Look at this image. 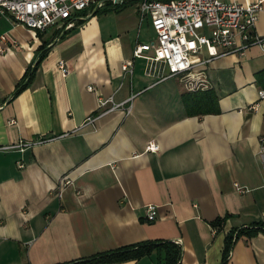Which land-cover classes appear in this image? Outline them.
Instances as JSON below:
<instances>
[{"label": "crops", "instance_id": "1", "mask_svg": "<svg viewBox=\"0 0 264 264\" xmlns=\"http://www.w3.org/2000/svg\"><path fill=\"white\" fill-rule=\"evenodd\" d=\"M96 10L65 30L0 15V33L18 41L0 53V145L51 137L0 149V264H59L143 239L177 242L180 264H219L229 231L264 228V87L254 75L264 52L254 44L205 64L220 111L190 115L183 81H155L132 57L155 38L149 17L139 19L132 0ZM255 31L264 35V11ZM99 97L118 106L102 111ZM151 139L157 151L145 150ZM157 262L151 253L105 264ZM226 264H264V231L234 238Z\"/></svg>", "mask_w": 264, "mask_h": 264}, {"label": "built area", "instance_id": "2", "mask_svg": "<svg viewBox=\"0 0 264 264\" xmlns=\"http://www.w3.org/2000/svg\"><path fill=\"white\" fill-rule=\"evenodd\" d=\"M128 0H0V15L11 17L14 23L43 30L57 25L64 30L75 25L79 11L101 8L105 3L121 4ZM139 19L146 16L155 32V38L146 43H136L132 57L145 59L146 74L155 81L178 77L189 90L207 87L202 68L216 57L229 53L242 54L251 45H258L264 52V35L255 31L259 13L264 11V0H132ZM18 41L7 32L0 33V53L15 47ZM133 59L121 63L123 76L131 75ZM63 74L68 69L63 59L58 61ZM89 89L93 87L88 85ZM258 97L264 98V88L258 89ZM110 105L108 106V104ZM107 105V107H106ZM118 104L112 97H99L97 107L110 110ZM106 107V108H105ZM88 121L92 117L87 118ZM10 123L15 122L9 119ZM53 137V136H52ZM50 136H39L19 140L0 149L23 150L37 143L49 140ZM159 145L148 140L145 150L157 151ZM264 152V144L262 150ZM19 166L23 163L19 162ZM69 183L66 178L61 185ZM239 190L243 191L241 187ZM60 192V188L58 189ZM157 205H145V218L154 219Z\"/></svg>", "mask_w": 264, "mask_h": 264}, {"label": "trees", "instance_id": "3", "mask_svg": "<svg viewBox=\"0 0 264 264\" xmlns=\"http://www.w3.org/2000/svg\"><path fill=\"white\" fill-rule=\"evenodd\" d=\"M94 12H97V10ZM36 62H38V60H36ZM254 75L255 81L260 86L264 87V67L257 70ZM31 77L32 71L29 72L27 80H30ZM26 81L20 84L17 89L21 88L26 83ZM182 101L185 106L186 113L190 115L220 111L218 96L210 87L185 91L182 94ZM222 221L223 217H217L214 221H212V224L219 226ZM258 230L264 231L262 224H250L248 226L229 231L225 235L223 254L219 264H226L228 251L234 238L238 237L240 234L253 235L257 233ZM161 250H164L165 252L166 264H180V246L177 242L168 239H143L116 248L98 251L90 255L72 259L68 262L59 264H105L127 259H137L151 253H156L158 260L157 264H160Z\"/></svg>", "mask_w": 264, "mask_h": 264}, {"label": "water", "instance_id": "4", "mask_svg": "<svg viewBox=\"0 0 264 264\" xmlns=\"http://www.w3.org/2000/svg\"><path fill=\"white\" fill-rule=\"evenodd\" d=\"M160 264H166V259H165V252L164 250L160 251Z\"/></svg>", "mask_w": 264, "mask_h": 264}]
</instances>
